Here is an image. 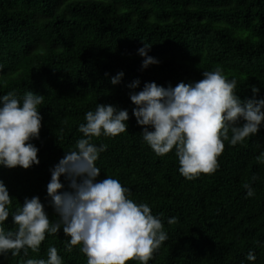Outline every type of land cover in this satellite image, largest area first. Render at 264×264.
<instances>
[{"label": "trees", "instance_id": "1", "mask_svg": "<svg viewBox=\"0 0 264 264\" xmlns=\"http://www.w3.org/2000/svg\"><path fill=\"white\" fill-rule=\"evenodd\" d=\"M144 43L159 61L146 69L137 51ZM216 68L237 81L241 100L253 97V86L260 89L256 98H264V0H0V96L29 90L44 96L40 137L31 141L40 164L0 166L12 211L39 196L50 220L59 219L48 204L49 169L75 148L86 112L112 104L128 110V131L93 138L107 146L96 162L98 179L119 180L129 199L148 204L161 219L168 238L148 264H264V163L258 161L264 160V124L235 146L224 141L218 169L188 180L175 149L157 156L132 114L129 93L146 82L175 87ZM119 72L124 76L113 85ZM136 80L139 86L130 89ZM61 182L67 187L63 176ZM4 227L15 230L11 215ZM69 239L61 229L46 235L39 252L9 253L0 264L47 259L50 246L64 264H87L80 246L65 250ZM249 251L254 262L246 259Z\"/></svg>", "mask_w": 264, "mask_h": 264}, {"label": "clouds", "instance_id": "2", "mask_svg": "<svg viewBox=\"0 0 264 264\" xmlns=\"http://www.w3.org/2000/svg\"><path fill=\"white\" fill-rule=\"evenodd\" d=\"M150 48L151 44L144 43L137 50L144 69L159 63L148 55ZM123 76L119 72L111 83L118 84ZM202 76L199 81L180 82L175 87L146 82L140 91L129 93L136 105L132 114L143 126V141L157 156L175 149L179 173L188 180L218 169L224 141L235 146L256 135L264 124V98H256L258 87H252V98L241 100L235 91L237 81L228 79L222 69L203 71ZM139 84L136 80L128 87L136 89ZM43 102L44 96L31 90L22 97L14 91L0 96V166L28 169L40 164L39 148L31 141L40 137L43 117L39 106ZM129 118L128 110L112 104L99 103L95 110L86 112L85 123L79 125L83 135L75 148L65 151L49 169L47 197L59 217L55 222L39 196L26 197L12 211L13 198L0 179V256H19L23 252L27 257L29 249L39 252L46 235L58 234L62 229L70 238L65 250L72 252L80 246L87 264H126L130 260L148 264L168 238L163 223L148 204L129 199L130 189L119 180L110 176L98 179L101 169L96 162L107 146L92 142L94 137H115L128 131ZM258 161L264 163L259 157ZM244 187L246 195L252 197L251 186ZM10 215L15 230H5ZM174 222L175 218L168 220L169 224ZM246 259L254 262L255 253L249 251ZM24 264L64 262L58 249L50 246L47 259L28 258Z\"/></svg>", "mask_w": 264, "mask_h": 264}]
</instances>
